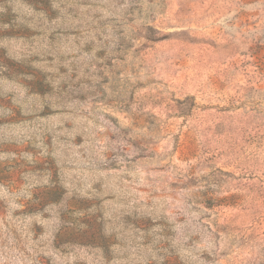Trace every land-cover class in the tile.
I'll list each match as a JSON object with an SVG mask.
<instances>
[{
    "label": "rangeland",
    "instance_id": "obj_1",
    "mask_svg": "<svg viewBox=\"0 0 264 264\" xmlns=\"http://www.w3.org/2000/svg\"><path fill=\"white\" fill-rule=\"evenodd\" d=\"M0 264H264V0H0Z\"/></svg>",
    "mask_w": 264,
    "mask_h": 264
}]
</instances>
